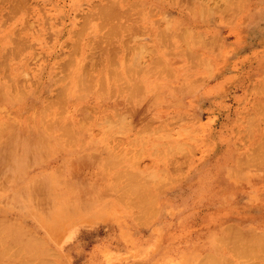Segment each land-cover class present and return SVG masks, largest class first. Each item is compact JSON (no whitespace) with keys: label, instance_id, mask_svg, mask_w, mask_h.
<instances>
[{"label":"crops","instance_id":"obj_1","mask_svg":"<svg viewBox=\"0 0 264 264\" xmlns=\"http://www.w3.org/2000/svg\"><path fill=\"white\" fill-rule=\"evenodd\" d=\"M47 1L0 0V264H100V227L68 219L134 230V145L177 238L213 243L201 264H264V0Z\"/></svg>","mask_w":264,"mask_h":264},{"label":"rangeland","instance_id":"obj_2","mask_svg":"<svg viewBox=\"0 0 264 264\" xmlns=\"http://www.w3.org/2000/svg\"><path fill=\"white\" fill-rule=\"evenodd\" d=\"M47 5V0H37L38 10L48 9ZM228 6H230V9H235L236 3L231 4L230 1L228 2ZM226 20H228L227 22L230 27L235 26V20L240 24V19H223V21ZM236 35L240 36L239 33L230 30V38ZM120 36L122 35L119 34ZM127 37H130V35L126 34L123 36L124 39H127ZM112 40L114 38L109 35L107 41L110 42ZM37 59L38 63L43 62L44 57L41 51H38ZM139 78H141L146 91L144 98L153 94H159L161 97H164V102L169 100L168 95L171 93H166L169 92V89L161 85L156 86L150 82V76L144 73ZM61 82L55 83V86L60 88ZM38 85L39 82L37 81ZM37 92H40L39 88ZM15 98H17V104H27L22 97ZM9 99L11 100L9 104H15V102L12 103L15 99L12 97ZM123 101V99H120V102ZM5 104L6 101H3L0 97V105ZM32 104L37 105L40 111H43L44 107L49 103L43 97L42 99H37ZM38 115L43 118L45 116L44 113H38ZM12 120L19 119L16 118L15 114L0 113V121ZM199 148L203 149V147ZM143 161L144 158L140 153V147L134 145L132 152L133 209L131 211L134 230H130L128 224L125 225L119 210L101 209L99 215H97L96 209L92 210V208L85 207L76 218L70 216L68 223L70 225L74 223L89 224L95 229H97V226L100 227L102 230V241L98 250H103L101 251L100 264H201L204 260L203 255L212 251L213 243L210 240L199 242L187 237L188 235L183 236L181 239L177 238L179 235L176 236V231H182L185 228L181 226L180 219H173L175 214L180 210L175 209L169 202L161 203V201H158L157 194L141 192L144 189L143 187L147 186L150 187L148 189L151 191V187L156 186L158 180L162 179L163 176V171H159L155 167L142 170ZM144 225H146V230L143 235H140V231L142 227L144 228ZM81 227L83 226L73 228L74 230L69 233L68 238L74 239L79 230H81ZM184 233L186 234L187 232ZM56 236L59 238L60 234L57 233ZM112 241L115 242L114 246Z\"/></svg>","mask_w":264,"mask_h":264},{"label":"bare ground","instance_id":"obj_3","mask_svg":"<svg viewBox=\"0 0 264 264\" xmlns=\"http://www.w3.org/2000/svg\"><path fill=\"white\" fill-rule=\"evenodd\" d=\"M41 118H42V121H43L44 118H43V117H41ZM46 122H47V121H46ZM46 122H45V123H46Z\"/></svg>","mask_w":264,"mask_h":264}]
</instances>
